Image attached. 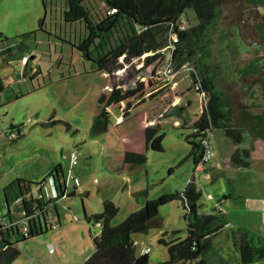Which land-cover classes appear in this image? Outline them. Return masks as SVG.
I'll return each instance as SVG.
<instances>
[{
	"label": "rangeland",
	"instance_id": "374dc122",
	"mask_svg": "<svg viewBox=\"0 0 264 264\" xmlns=\"http://www.w3.org/2000/svg\"><path fill=\"white\" fill-rule=\"evenodd\" d=\"M61 2L0 0V36L8 38L2 45H10L17 52L8 58L0 55V80L4 86L0 95V125L8 129L11 123H22L24 133L16 141L0 135V217L6 211L2 205V188L17 177L40 182L54 166L60 165L69 192L56 203L59 227L19 242L17 248L20 255L11 264H82L94 250L93 237L100 233L99 224L87 221L83 217L84 212L87 217L99 213L103 202L109 200L117 208L110 222L115 227L143 207V202L134 199L133 192L147 189L146 198L154 199L182 190L191 176L196 190L201 192L198 203L203 212H208L223 194L229 193L232 196L222 205L225 213H229L227 206L235 201L230 192L244 189L252 216L263 218V225L254 218L255 225L262 226L256 229L264 233L262 202L254 197L258 191L254 185H246L264 183L260 178V174L264 173V153L262 149H256L258 145L256 148L250 145L249 169H231L226 164V156L230 149L233 150L232 142L221 129L214 128L210 134L214 157L209 164L219 168L207 172L194 171L191 158L177 166L189 153L190 145L186 137L192 132V123L201 112L202 96L192 86L189 76L192 66L187 64L177 72L168 71L165 66L169 63L170 50L162 49L164 58H157L156 63L148 67L143 62L145 54L110 75L95 71L91 61L82 57L73 46L79 40V32L74 30V24L62 20ZM218 4L219 16L211 33L210 54L212 60L223 59L220 63H225V74L219 76L218 82L230 93L233 122L241 123L238 119L241 102L255 100L264 104V98L256 92L251 99L248 92L240 91L249 87V78L239 80L242 86L238 88L232 82L233 67L243 65V62H238L241 56L238 52L246 48L231 34V28L238 27L242 38L249 42L260 41V31L255 24L259 19L264 23V13L259 7L256 10L248 6L227 9L223 0H218ZM196 22L194 13L188 10L181 17L180 27L186 28ZM22 33H29V38L23 42L29 59L25 76V66L16 46L21 44L22 49ZM174 38L175 35L170 36L171 40ZM233 44L238 47L236 53L232 49ZM154 65L158 67L155 76L151 73ZM34 72L38 73L31 78ZM149 80L158 82L149 85ZM116 81L123 89L134 88L138 82H143L144 90L119 106L110 105L107 108L110 114L108 130L91 136L89 129L98 112L97 98L102 92L109 91ZM254 89L258 87H252ZM121 113L126 115L123 122L117 121ZM150 115L152 123H160L162 151L146 149L142 145L141 126L146 116ZM246 134L249 132L245 131L243 138ZM127 143H132L131 149L126 148ZM125 150L143 152L146 162L129 170L122 164ZM245 173H252V176H241ZM230 177H233V182L229 181ZM33 187L36 188L35 185ZM44 188L49 197L50 182ZM71 192L74 194L70 195ZM258 203L261 208H258ZM184 212L178 200L163 204L159 207L158 216L149 222L146 233L131 235L137 253L147 248L149 264L165 261L169 257L167 246L159 242L163 232L169 233L166 240L176 236L185 238ZM4 216L7 219L6 214ZM231 220L234 222V219ZM233 227L234 224L232 227L225 226L214 238L215 250L210 254L208 264H219L221 260L235 264L238 253L234 250L231 237L235 230ZM252 264H264V261Z\"/></svg>",
	"mask_w": 264,
	"mask_h": 264
},
{
	"label": "trees",
	"instance_id": "16d2710c",
	"mask_svg": "<svg viewBox=\"0 0 264 264\" xmlns=\"http://www.w3.org/2000/svg\"><path fill=\"white\" fill-rule=\"evenodd\" d=\"M61 8L62 20L74 24V30L79 32V40L73 43V46L82 57L91 61L95 71H104L110 75L114 70L123 68L124 64H129L133 59H141L145 54L143 62L145 67H148L155 64L157 58H164L162 49L170 50L167 65L170 71L177 72L187 64L192 66L189 75L192 86L197 93H204L205 101L198 118L192 123V132L186 137L190 145L189 153L177 166L191 158L195 171L203 154L202 140L214 128L221 129L225 137L232 142L229 165L233 168L250 166L253 144L244 143L243 122H233L230 94L217 80L222 68L219 65H211L208 60L211 33L219 15L218 0H62ZM188 10H192L197 22L182 28L180 20ZM260 29L264 35V25ZM171 35H175L174 40L170 39ZM0 37L1 56L7 57L17 53L12 46L2 45L7 37ZM21 37L22 49L21 44L16 46L20 52V60L23 57L27 59L23 71L25 76L29 59L26 49H23L26 45L23 42L27 41L29 33H22ZM157 69L154 65L152 75H156ZM37 73L34 72L30 77H36ZM156 82L158 81H148L149 85ZM143 90V82H138L134 88L123 89L121 83L116 81L107 94L102 92L97 98L98 112L93 117L90 135L96 136L108 130L110 114L107 108L110 105H119L140 95ZM3 91L4 86L0 80V94ZM151 95L148 96L152 98ZM14 97L18 98V95ZM257 117L264 123V113ZM21 127L22 123L9 125L7 131L14 132L11 141L23 137ZM159 130V122L144 127L143 139L146 149L163 150V134L159 133ZM248 130L254 137L264 139V125L250 127ZM146 160L143 152L125 150L122 164L129 170H134ZM49 182L54 185V192L50 199H46L43 187ZM65 188L60 165H56L40 182L17 177L2 188L6 205L16 204L17 209L11 211L9 208L7 219L4 215L1 217L0 264H11L20 255L17 248L19 242L32 239L51 228L47 211L50 207H55L57 201L64 196ZM72 194L74 193L70 195ZM132 194L137 202H143V207L129 214L115 227H112L110 222L117 208L109 200L103 202L101 212L85 216L87 221L99 224L100 233L93 237L94 250L82 264H149L148 253L136 252L131 235L146 233L149 222L158 216L159 207L173 200L180 201L185 211L183 219L186 222L187 234L183 239L176 236L166 240L169 233L163 232L159 242L167 246L169 257L154 264H208L209 256L215 250L214 238L228 223L226 213L220 209V200L228 198L227 195L218 199L208 212L201 211L198 203L201 192L196 190L193 176L182 190L154 199L146 198L147 189L137 190ZM41 216L44 217L43 222ZM171 234L175 235L176 232ZM231 235L234 250L238 253L235 264L264 261V237L243 227L233 230ZM219 264L230 263L228 260H221Z\"/></svg>",
	"mask_w": 264,
	"mask_h": 264
},
{
	"label": "flooded vegetation",
	"instance_id": "af4514ba",
	"mask_svg": "<svg viewBox=\"0 0 264 264\" xmlns=\"http://www.w3.org/2000/svg\"><path fill=\"white\" fill-rule=\"evenodd\" d=\"M245 3L248 7L253 8L256 10L258 7L264 10V0H241ZM219 16V15H218ZM260 21L256 22L255 27L257 26L259 39L260 41L249 42L245 38H242L239 28L233 27L231 28V34L234 35L238 43H241L246 50L239 51L236 44L232 45V49L234 53L239 51L238 53L241 55L239 56L238 62H243V65L238 66L236 65L233 67L232 70V82L235 88H238L241 85V79L249 78L251 81L248 84V88L241 89L243 93L248 92L250 98L255 95L256 92L262 95L264 98V35L261 32V26L264 25L261 19ZM225 32V31H224ZM223 32V35H224ZM234 59V56H231ZM209 63L211 65H219L222 69L221 72L217 76V80L219 76L225 74V70H223L224 64L220 63L219 61H214L211 59V54L209 56ZM225 62V61H224ZM240 67V68H238ZM240 80V81H239ZM252 87H258V89L252 90ZM251 88V89H250ZM227 91V90H226ZM228 92V91H227ZM229 93V92H228ZM230 94V93H229ZM249 98V99H250ZM242 106L240 107L239 112V122H243L242 125L245 129H249L250 127L264 125L263 121L257 116L264 113V104L256 103L255 100H249L246 102H241ZM256 110V111H254Z\"/></svg>",
	"mask_w": 264,
	"mask_h": 264
},
{
	"label": "crops",
	"instance_id": "0c3cea01",
	"mask_svg": "<svg viewBox=\"0 0 264 264\" xmlns=\"http://www.w3.org/2000/svg\"><path fill=\"white\" fill-rule=\"evenodd\" d=\"M25 64V63H24ZM24 71V70H23ZM24 76V75H23ZM109 91H105L104 93H108ZM1 95V94H0ZM123 103V102H122ZM122 103H120V104H122ZM119 106V105H118ZM120 109V108H119ZM130 110V109H129ZM128 116H129V114H128ZM151 116V115H150ZM150 116H146V118L143 120V123H142V129H141V131H140V137L143 139V129H144V127L145 126H148L149 124H153L152 123V116H151V118H150ZM117 121H118V118H117ZM124 121V119L121 121V122H123ZM22 127H23V125H22ZM22 127H21V133L23 134V136H24V133H23V129H22ZM0 130H2V131H5V130H7V129H4V128H2L1 127V125H0ZM245 131H247V132H249V130L248 129H245L244 130V132ZM247 142H246V141ZM250 142H252L253 143V147L255 146V148L257 147V145H258V147L256 148V149H258L259 151L262 149V151H263V153H264V139L263 138H260V137H254L253 135H251L250 133L249 134H246V137H244V143H250ZM128 144V143H127ZM132 144V143H131ZM131 144H128L127 145V149H131V147L130 146H133V145H131ZM143 147H145V143H144V139H143ZM232 148H233V146H232ZM139 151H141V149L139 150ZM231 151H232V149H230V151H229V155H230V153H231ZM229 155H227L226 156V159H227V166L228 167H230L231 169H235V170H239L240 171V169H249L250 167H251V164H250V166L249 167H247V168H233V167H231L229 164H228V157H229ZM262 158H264V155H263V157ZM55 167V166H54ZM53 167V168H54ZM219 167H218V165H211V164H209V162H208V164L206 165V167H204V171L205 172H207V171H209V170H214V169H218ZM52 170V169H51ZM62 172H63V176H65V174H64V171L62 170ZM247 172V171H246ZM216 173V172H215ZM240 173H243V172H240ZM238 174H239V172H238ZM241 176H243V177H246V178H249V177H251L252 176V173H245V174H241ZM245 178V179H246ZM260 178L262 179L263 178V180H264V173H261L260 174ZM229 179V181H231V182H233L234 180H233V177H230V178H228ZM263 180H262V182H263ZM65 181H66V177H65ZM51 185V184H50ZM246 185L247 186H249L250 185V187L251 186H255V189H257V191H258V193H254V197L261 203L262 202V213H264V183H258V186L256 185V183L255 182H253V183H246ZM51 191H53V186L51 185V190H48V194H49V196L51 197L52 196V193H51ZM43 193L46 195V192H45V188L43 187ZM72 193V192H71ZM74 193V192H73ZM231 194H233L235 197H233V201H234V199H235V201L231 204V205H229V206H227V210L229 211V213H227L226 214V216H227V219H228V223H227V225H226V227H232V225L234 224L235 225V227H233L234 229H237L238 227H243V228H245V229H247V230H249V231H251V232H254V233H256V234H258V235H260L261 237H264V233H260L261 231H259V229H256V227L257 228H261L262 226L261 225H255V223L253 222V220L254 221H256V219H254V218H257V220H258V222H260L261 224L263 223L262 222V220H263V218L261 219V216H252V214H251V209H249V205H248V195H247V193L246 192H244V189H241V190H239L237 193H235L234 191H231L230 192ZM67 194H69V192L67 191V187L65 188V194H64V196L63 197H65ZM224 195H227L228 196V198H230L232 195H230L229 193L228 194H223V196ZM250 195H253V194H250ZM61 199V198H60ZM227 198H225V199H221L220 200V209L222 210V211H224V209L222 208V205L223 204H225V200H226ZM260 203H258V205H259V207L258 208H261V204ZM216 204V203H215ZM2 205L4 206V207H6V211L5 212H7V213H5V212H3V213H1V215H5L6 214V216H9V208H10V210L12 211V210H16L17 209V205L16 204H11V205H9V206H7L6 205V203H5V201L3 200V203H2ZM11 206H13V208H11ZM252 208L253 209H257V208H254L253 206H252ZM84 211V210H83ZM256 211H258L259 212V210L257 209ZM225 212V211H224ZM264 215V214H263ZM85 216H87V214L84 212V214H83V217L85 218ZM47 218H48V220H49V223L51 224V228H49V229H57L58 227H59V219H58V213H57V207H56V205H55V207H50V209L47 211ZM231 219H234V222L231 220ZM42 221V220H41ZM43 222V221H42ZM263 225V224H262ZM57 226V227H56ZM44 228H46L45 230H47V227L44 225ZM55 239V238H54ZM56 239H57V236H56ZM48 251H49V249H48ZM145 251V248H144V250H143V252Z\"/></svg>",
	"mask_w": 264,
	"mask_h": 264
},
{
	"label": "built area",
	"instance_id": "2783aa9c",
	"mask_svg": "<svg viewBox=\"0 0 264 264\" xmlns=\"http://www.w3.org/2000/svg\"><path fill=\"white\" fill-rule=\"evenodd\" d=\"M21 61L23 62V63H25L26 61H27V59H26V57H23L22 59H21ZM165 69H167L168 71H170L169 69H168V67L167 66H165ZM171 76H172V74H171ZM201 94V98H202V105H201V109H202V106H203V104H204V102L203 101H205L204 99V93L203 92H201L200 93ZM124 113V112H123ZM123 113H121V116H119L118 117V121L119 122H121L122 120H123V116H124V114ZM210 134L211 133H208L204 138H203V140H202V147H203V154H202V157H201V159H200V161L197 163V165H196V167H195V170L197 171V172H199V171H202L203 170V168H204V165L205 164H207L213 157H214V151H213V145H212V142H211V139H210ZM0 135L1 136H5L7 139H9V140H11V139H13L14 138V132H9V131H7V130H5V131H2V130H0ZM75 162V161H74ZM51 184V183H50ZM52 186H53V184H51ZM45 186V185H44ZM53 192H54V186H53V191H52V196H53ZM45 195V194H44ZM46 196V199H50L51 197L49 196V197H47V194L45 195ZM41 219H42V221H44L43 219H44V217H42L41 216ZM2 220V218L0 217V221ZM51 251V248L49 249V252ZM147 251V248H145V251L144 252H146ZM143 253V252H142Z\"/></svg>",
	"mask_w": 264,
	"mask_h": 264
},
{
	"label": "water",
	"instance_id": "95a60500",
	"mask_svg": "<svg viewBox=\"0 0 264 264\" xmlns=\"http://www.w3.org/2000/svg\"><path fill=\"white\" fill-rule=\"evenodd\" d=\"M224 6L227 9H232V8H243L246 7L247 5L243 3L241 0H223ZM261 13H264V10L261 9ZM54 186V185H53Z\"/></svg>",
	"mask_w": 264,
	"mask_h": 264
}]
</instances>
